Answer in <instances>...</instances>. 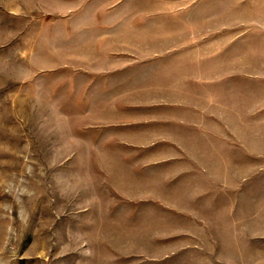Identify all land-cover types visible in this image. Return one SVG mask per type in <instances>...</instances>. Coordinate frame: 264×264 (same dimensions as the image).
Listing matches in <instances>:
<instances>
[{"label":"rangeland","instance_id":"rangeland-1","mask_svg":"<svg viewBox=\"0 0 264 264\" xmlns=\"http://www.w3.org/2000/svg\"><path fill=\"white\" fill-rule=\"evenodd\" d=\"M111 1L0 0V264H183L164 255L177 252L185 240L217 239V232L198 225L229 223L216 211L226 199L210 200L224 179L221 155L211 160L206 148H150V162L172 158L174 167L180 163L192 173L172 180L160 166L148 184L146 178L131 182L125 170L115 168L148 162L145 151L117 148L114 138L101 143L99 124L123 115L115 111L118 105L100 103L98 74L108 58L98 49L91 56L85 47L68 54L73 51L66 38L76 19L107 15ZM122 1L131 3L133 12L137 7L140 44L149 40L155 52L195 54L204 41L221 40L230 7L234 21H243V5L232 0ZM254 17L252 34L262 22ZM251 68L249 121L241 142L250 151L244 175L264 194V71L257 60ZM226 75L220 73L219 80ZM206 87L203 103L211 94ZM226 102L220 93L219 117L232 123L230 140L239 149L241 122L227 113ZM234 168L236 177L243 175ZM202 169L207 180L198 173ZM148 195L150 201L142 200ZM257 218L248 224L260 223Z\"/></svg>","mask_w":264,"mask_h":264},{"label":"crops","instance_id":"crops-1","mask_svg":"<svg viewBox=\"0 0 264 264\" xmlns=\"http://www.w3.org/2000/svg\"><path fill=\"white\" fill-rule=\"evenodd\" d=\"M232 2L238 8L243 5V21H234L235 9L230 7L225 37L204 41L200 49H195V54L173 49L155 52L150 49L149 40H142L140 44L143 36L140 39L137 7L134 6L133 12V5L122 0L111 1L106 6L107 15L76 19L74 27L68 31L70 36L66 38L70 42L67 49L73 51L68 54L78 55L75 51L85 47L91 50V56L102 53L108 58V65L98 74L100 103L118 105L115 111L123 115L100 123L99 136L102 144L103 141L110 144L114 138L117 148H136L148 154L146 163L133 160L115 164L116 169L126 171L124 175L130 177L131 182L146 178L150 184V176L159 175L154 169L160 166H163L164 177L168 175L172 180L182 176L191 178L189 174L192 172L181 167L180 163L174 167L172 158L150 162V148H194L195 152H198L197 148H206L211 160L220 158V155L222 160L226 159V168L221 172L224 179L217 187L220 193H212L210 200L226 199V204L216 211L229 223L216 227L198 225L201 231L217 232V239L211 236L205 240H185L179 243L177 252L164 255V258L178 257L179 263L183 264H264V194L262 190L261 193L257 191L255 185L251 186L250 177L244 175L250 151L241 144L249 121L247 79L253 70L251 62L257 60L259 70L264 71V0ZM124 9L130 11L123 12ZM255 13L262 22L258 20L259 33L252 34L250 25ZM149 20L147 18L146 25ZM220 73L227 74L226 81L219 80ZM200 74H207V77L203 79ZM205 86L211 94L203 103L201 89ZM220 93L227 95V113L234 116V122L238 119L241 122L237 126L242 137H235L240 143V151L230 140L231 135L235 136L232 123L227 121L226 124L219 117ZM139 96L144 99L137 101ZM202 104L209 106L210 112L205 111ZM236 112H239L237 118ZM245 153L249 155L245 156ZM234 159L242 164L235 165ZM189 166L192 171L196 168L195 165ZM235 166L244 172L242 176L236 177ZM198 173L205 177L203 169ZM142 200L150 201V195ZM251 217L256 221L260 217L261 222L250 225Z\"/></svg>","mask_w":264,"mask_h":264}]
</instances>
